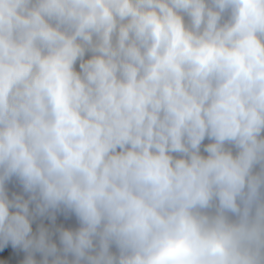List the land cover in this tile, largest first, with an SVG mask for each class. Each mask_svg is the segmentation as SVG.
Instances as JSON below:
<instances>
[{"label": "clouds", "instance_id": "clouds-1", "mask_svg": "<svg viewBox=\"0 0 264 264\" xmlns=\"http://www.w3.org/2000/svg\"><path fill=\"white\" fill-rule=\"evenodd\" d=\"M0 264H264V0H0Z\"/></svg>", "mask_w": 264, "mask_h": 264}]
</instances>
